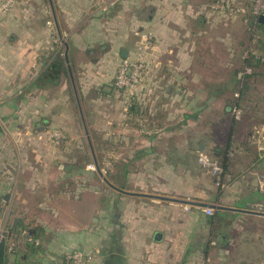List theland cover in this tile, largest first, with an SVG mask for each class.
I'll return each mask as SVG.
<instances>
[{
    "label": "crops",
    "instance_id": "1",
    "mask_svg": "<svg viewBox=\"0 0 264 264\" xmlns=\"http://www.w3.org/2000/svg\"><path fill=\"white\" fill-rule=\"evenodd\" d=\"M5 1L0 227L18 241L7 264H62L73 250L96 252V264H197L226 253L234 220L264 224L234 211L264 212V23L252 19L263 37L245 60L248 28L225 23L211 9L218 0H17L2 11ZM145 35L155 75L145 103L127 102L115 74ZM246 64L253 74L244 81ZM208 110L217 114L211 124ZM142 111L157 123L139 119L135 131L130 121ZM53 129L66 134L58 145ZM201 154L233 174L231 204ZM94 157L103 176L88 168ZM217 212L225 214L211 222ZM29 237L42 253L29 251Z\"/></svg>",
    "mask_w": 264,
    "mask_h": 264
},
{
    "label": "rangeland",
    "instance_id": "2",
    "mask_svg": "<svg viewBox=\"0 0 264 264\" xmlns=\"http://www.w3.org/2000/svg\"><path fill=\"white\" fill-rule=\"evenodd\" d=\"M220 1V0H218ZM223 1H229L230 2V7L231 8H242L244 10V14L238 16V17H231L229 16L227 13L224 14L227 17H225V23H230L236 20V22L241 21L242 26L244 25V27L247 29L251 35V41L249 44L250 46L247 47V52L244 55V58H246L245 60H247L251 54H254L255 56H258V52H257V44L259 43V41L261 40V38L263 37L262 33L259 31V28L257 25H255V22L252 20H259V18H255L252 14L249 15L251 13V7H250V13L249 11H247V8L249 9V5L253 0H223ZM217 1H215L214 3L211 4V6L213 4H215ZM238 18H240L241 20H239ZM155 70V69H154ZM253 74V68L249 65H244L243 71L241 72V78L242 80L246 81L248 76H251ZM155 81V80H154ZM149 84H152V82H150ZM154 97H150L149 102L153 101ZM211 103H214V98L210 99ZM151 104V103H149ZM237 112L240 113V116L238 117L239 119L242 117V111L240 108L235 109ZM207 118L210 119V124L212 121H215L216 119V112L214 110H208L207 112ZM234 113V111H233ZM139 114V117L137 115V118L135 120L130 121V125L131 128H134L135 131H139L138 129H140V127L138 128L136 126V123L139 124L138 120H148V121H153L155 119H157V113H152L148 111V115H142ZM214 118V119H213ZM213 119V120H212ZM157 123V120H155ZM207 121V119H202L201 123ZM136 122V123H135ZM199 128L196 127V125L194 126V131L199 130ZM189 132V130H188ZM180 134V133H179ZM66 135V134H65ZM183 136V138L186 137V133H182L181 134ZM180 135V136H181ZM189 137V135H188ZM177 143H180L179 141ZM181 146V144H180ZM234 151L230 150V154H233ZM230 157V155H229ZM233 158V155L231 156ZM231 158L230 162H233V159ZM214 163H216L218 165V167L221 168V173L220 175L216 176L214 174V172L209 169L206 171V173L209 174L210 179L213 177L214 179H217V181H215V187L219 189V191H221V202H223L225 205H227V203L231 204V202H233L234 197H235V193L236 191L234 190V184L231 183V181H233L234 176L233 174L231 175H226L224 174V167L223 165H221L216 159L214 161H212ZM157 163V162H156ZM151 166H153L151 164ZM103 167V166H102ZM231 167L230 169L233 170V166H229ZM110 168V167H108ZM107 167H103L104 170V174L107 176ZM247 175V174H246ZM247 179L249 180V177L247 176ZM208 180V179H207ZM157 182V180H156ZM185 181H182V183ZM141 183V182H140ZM145 185V183H144ZM136 186V185H135ZM212 187V185H209ZM136 191H140V189H138L137 187H135ZM215 192V191H213ZM209 197V196H208ZM221 204H218V206L220 207ZM206 212V210H205ZM207 214V213H206ZM208 215V214H207ZM213 215V214H212ZM211 216V215H208ZM227 234L228 236L231 238V244L228 246V249L226 251V253H220L218 251H212L209 253L208 256H205L201 259H208V261L210 262V264H264V224L261 225H251L249 223H247L246 221H241V223L239 221H235L232 222L231 226H229V228L227 229ZM245 248V253H241L240 250ZM200 259V260H201ZM45 264H47L46 262H44Z\"/></svg>",
    "mask_w": 264,
    "mask_h": 264
},
{
    "label": "built area",
    "instance_id": "3",
    "mask_svg": "<svg viewBox=\"0 0 264 264\" xmlns=\"http://www.w3.org/2000/svg\"><path fill=\"white\" fill-rule=\"evenodd\" d=\"M16 1L17 0H6L2 5V11H8L15 5ZM211 9L218 13H227L231 17H238L245 13L242 8H231L229 1H217L211 6ZM251 14L256 19L264 17V0H253ZM151 49L150 38L145 35L141 46L135 54L132 57L123 59L117 68L114 84L117 89L125 92L127 102H132L133 100L143 101L148 97V95L146 96L142 94V92L143 88L152 82L151 76L155 75L154 66L148 59ZM234 115L238 118L240 113L234 110ZM140 126L144 128L143 123H140ZM48 138L55 145H58L66 139V135L62 131L53 129L48 132ZM200 162L205 167L210 168L216 176L220 175L221 168L218 167L216 163L212 162L207 155L201 154ZM88 168L92 171L96 170L94 164L89 165ZM206 213L212 215L214 210L206 209ZM0 241L4 243L9 256L13 255L18 246V241L15 235L0 227ZM28 241L36 246L40 244V241L33 240L31 237L28 238ZM97 255L96 252L88 253L81 250H73L65 255L62 264H96ZM197 264H210V262L208 259H201Z\"/></svg>",
    "mask_w": 264,
    "mask_h": 264
},
{
    "label": "trees",
    "instance_id": "4",
    "mask_svg": "<svg viewBox=\"0 0 264 264\" xmlns=\"http://www.w3.org/2000/svg\"><path fill=\"white\" fill-rule=\"evenodd\" d=\"M141 102V101H140ZM145 103V101H142ZM141 102V104H142ZM237 108H239L238 106H236ZM143 112L145 113V111H142V114ZM138 114H141L140 112H138ZM144 115V114H143ZM229 148H230V144L227 145V149H226V153L229 151ZM198 149V148H196ZM109 171L110 170H107V174H109ZM225 213L224 212H217L215 214V216H213L211 218V222H215V220L218 219V217L220 218V216L224 215ZM37 237H33L32 239L33 240H36ZM30 243V242H29ZM17 250V249H16ZM16 250L14 253H16ZM29 251H31L33 254H37V253H42V250L40 248V246H36L35 244L31 243V245L29 246ZM9 262V253L7 252L5 246H4V243L0 241V264H7ZM29 264V263H27Z\"/></svg>",
    "mask_w": 264,
    "mask_h": 264
},
{
    "label": "water",
    "instance_id": "5",
    "mask_svg": "<svg viewBox=\"0 0 264 264\" xmlns=\"http://www.w3.org/2000/svg\"><path fill=\"white\" fill-rule=\"evenodd\" d=\"M259 21L261 22V23H264V17H260L259 18ZM169 91H170V89H169ZM94 162H95V165H96V167H97V172L101 175V176H103L102 175V172H101V170H100V168L98 167V165H97V160H96V158L94 157ZM103 179H104V181L111 187V188H113L114 190H116V191H118V192H120V193H123V194H129V195H138V194H134V193H128V192H125V191H123L122 189H119V188H117V187H115V186H113L105 177H103ZM177 201V200H176ZM178 202H181V203H183V204H187V205H197V204H195V203H193V202H189V201H182V200H178ZM219 209V208H218ZM221 209H225V210H234V209H228V208H221ZM234 211H237V212H247V213H251V214H255V215H259V216H264V212H254V211H242V210H234ZM160 236V235H159ZM157 239V238H156ZM12 258H14V255L12 256Z\"/></svg>",
    "mask_w": 264,
    "mask_h": 264
}]
</instances>
